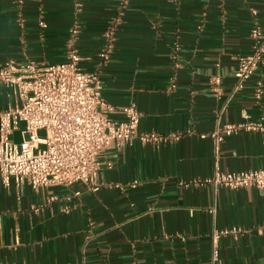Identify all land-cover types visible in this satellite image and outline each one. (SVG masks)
Returning a JSON list of instances; mask_svg holds the SVG:
<instances>
[{
  "label": "crops",
  "instance_id": "1",
  "mask_svg": "<svg viewBox=\"0 0 264 264\" xmlns=\"http://www.w3.org/2000/svg\"><path fill=\"white\" fill-rule=\"evenodd\" d=\"M256 27L264 37V0H0V66L64 63L75 49L80 67L99 75L111 120L134 104L139 135L181 134L108 151L113 168L102 167L97 192L0 188V264H212L213 233L232 228L246 233L219 240L221 264H264V190L202 184L216 165L264 170V135L225 137L218 154L204 138L218 120L264 118V63L233 94ZM14 104L0 84V113Z\"/></svg>",
  "mask_w": 264,
  "mask_h": 264
},
{
  "label": "built area",
  "instance_id": "2",
  "mask_svg": "<svg viewBox=\"0 0 264 264\" xmlns=\"http://www.w3.org/2000/svg\"><path fill=\"white\" fill-rule=\"evenodd\" d=\"M24 0H15L21 6ZM76 33V32H74ZM253 53L238 58L234 72L236 86L233 94L258 72L264 63V37L259 27L252 31ZM110 47L103 50L100 59L107 63ZM81 58L75 49L68 52V60L50 66H40L33 61L18 63L7 61L0 66V84L11 91L15 104L0 113V188L9 190L14 184L33 190L51 187L71 188L77 184L97 192V178L102 167L113 168L106 159L110 150L118 152L139 140L156 146L177 142L181 134L161 136L139 135L141 115L134 104L119 109L123 121H113L109 114L116 110L103 99V85L96 73H87L80 67ZM213 90L221 95V79H212ZM258 84L256 98L263 95ZM21 133L22 142L13 138ZM45 132V137L40 133ZM264 135V118L221 125L204 138L212 140L216 154L225 137L240 133ZM216 190H264V170L236 173L223 172L218 165L213 175L202 182ZM139 182L131 184L137 187ZM51 198L50 201H53ZM256 231L264 232V224ZM239 228L215 231L212 235V264H221L218 242L222 237L234 238L245 234Z\"/></svg>",
  "mask_w": 264,
  "mask_h": 264
},
{
  "label": "rangeland",
  "instance_id": "3",
  "mask_svg": "<svg viewBox=\"0 0 264 264\" xmlns=\"http://www.w3.org/2000/svg\"><path fill=\"white\" fill-rule=\"evenodd\" d=\"M40 136L41 137H45V132H41ZM13 142L16 143V144H20L22 142L20 131L15 134V136L13 138Z\"/></svg>",
  "mask_w": 264,
  "mask_h": 264
}]
</instances>
